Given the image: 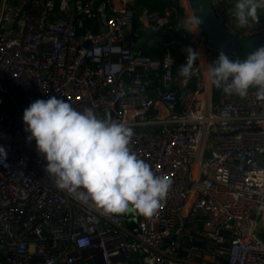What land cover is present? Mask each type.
<instances>
[{
    "label": "built area",
    "instance_id": "1",
    "mask_svg": "<svg viewBox=\"0 0 264 264\" xmlns=\"http://www.w3.org/2000/svg\"><path fill=\"white\" fill-rule=\"evenodd\" d=\"M166 1L0 0V264H264V99L212 85L219 54L186 31L189 0ZM210 1L229 32L264 31V13L240 28L236 0ZM50 96L132 128V151L171 182L155 216H105L57 189L23 122Z\"/></svg>",
    "mask_w": 264,
    "mask_h": 264
},
{
    "label": "clouds",
    "instance_id": "2",
    "mask_svg": "<svg viewBox=\"0 0 264 264\" xmlns=\"http://www.w3.org/2000/svg\"><path fill=\"white\" fill-rule=\"evenodd\" d=\"M235 23L249 28L259 23L264 0H236ZM201 19L194 14L186 31L197 32ZM179 75L191 78L200 53L187 48ZM208 79L225 94L244 98L250 88L264 99V46L244 60L221 51L207 68ZM28 141L45 161V172L55 186L81 203L91 204L105 216L132 213L151 218L162 207L170 180L156 175L130 147L134 135L124 122L98 118L91 108L77 111L63 98L37 99L23 112ZM0 154L6 156L0 147Z\"/></svg>",
    "mask_w": 264,
    "mask_h": 264
},
{
    "label": "water",
    "instance_id": "3",
    "mask_svg": "<svg viewBox=\"0 0 264 264\" xmlns=\"http://www.w3.org/2000/svg\"><path fill=\"white\" fill-rule=\"evenodd\" d=\"M189 2L193 14L201 19L200 26L217 54L223 51L231 59L244 60L249 53L264 46V31L254 36H238L226 30L220 23L214 14L210 0H189ZM92 17L96 18L95 11ZM97 28L98 23L95 21L92 32L95 33ZM145 38L147 39V37ZM133 223L130 224V227H133Z\"/></svg>",
    "mask_w": 264,
    "mask_h": 264
},
{
    "label": "trees",
    "instance_id": "4",
    "mask_svg": "<svg viewBox=\"0 0 264 264\" xmlns=\"http://www.w3.org/2000/svg\"><path fill=\"white\" fill-rule=\"evenodd\" d=\"M138 3L146 6L149 10H159L163 11V9L168 5L166 0H137ZM144 53L150 56H158L156 48L151 45H146L144 47Z\"/></svg>",
    "mask_w": 264,
    "mask_h": 264
},
{
    "label": "rangeland",
    "instance_id": "5",
    "mask_svg": "<svg viewBox=\"0 0 264 264\" xmlns=\"http://www.w3.org/2000/svg\"><path fill=\"white\" fill-rule=\"evenodd\" d=\"M207 152H208V150H206V154H207ZM263 225H264V218L261 219V221H260V230H259V235L264 238V228H263Z\"/></svg>",
    "mask_w": 264,
    "mask_h": 264
}]
</instances>
